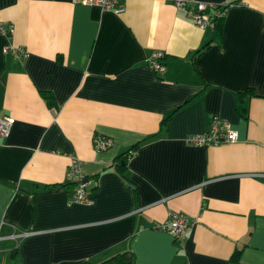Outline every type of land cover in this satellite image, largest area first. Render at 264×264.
<instances>
[{
	"label": "crops",
	"instance_id": "1",
	"mask_svg": "<svg viewBox=\"0 0 264 264\" xmlns=\"http://www.w3.org/2000/svg\"><path fill=\"white\" fill-rule=\"evenodd\" d=\"M201 1L235 2L222 41L171 0H123L118 15L0 0L14 28L0 35V116L15 120L0 141V264H98L126 251L135 264H233L236 251L238 264H264V0ZM9 44L26 56L4 54ZM153 52L165 55L160 75ZM213 115L237 141L185 145ZM98 134L110 149L93 150ZM136 145L121 177L113 164ZM71 156L90 205L71 202ZM171 212L195 220L182 244L157 229Z\"/></svg>",
	"mask_w": 264,
	"mask_h": 264
},
{
	"label": "built area",
	"instance_id": "2",
	"mask_svg": "<svg viewBox=\"0 0 264 264\" xmlns=\"http://www.w3.org/2000/svg\"><path fill=\"white\" fill-rule=\"evenodd\" d=\"M74 4L98 7L101 10L108 11L115 15L123 12V0H71ZM174 8L181 11L185 17L198 29L205 30L212 26L213 19L225 17L227 11L235 6L232 3L215 4L201 0H171ZM14 34L12 26H5L0 22V35L11 38ZM4 54H10L13 57H25L26 53L14 45H7L3 49ZM162 52H153L147 58V65L153 73L160 75L163 72ZM15 123L12 117L0 116V141L7 138ZM237 141V133L231 128V124L213 115L210 118L209 126L202 133L190 134L184 138V144L189 147H209L219 146L221 144H233ZM113 145L112 139L103 135H95L92 139V146L95 152H102L110 149ZM66 177L69 183L73 184L71 192V202L80 205H90L87 188L90 184L87 179L81 161L71 156L70 164L67 169ZM194 219L182 213L171 212L163 224L157 229L168 233L175 242L182 244L187 232L194 224ZM15 237H25L26 234L13 235ZM13 236L11 238L14 240Z\"/></svg>",
	"mask_w": 264,
	"mask_h": 264
},
{
	"label": "trees",
	"instance_id": "3",
	"mask_svg": "<svg viewBox=\"0 0 264 264\" xmlns=\"http://www.w3.org/2000/svg\"><path fill=\"white\" fill-rule=\"evenodd\" d=\"M232 4H234L235 2H230ZM223 21H224V17L223 18H219V19H213L212 23H213V27L214 30L216 32V34L218 35L220 41H222L223 38ZM209 47L208 45H205L201 50L197 51L196 53H194L193 58H195L196 56L200 55L204 50H206ZM165 58V56H164ZM164 60V59H163ZM163 63V62H162ZM164 66V64H163ZM251 94L252 91H247L245 92V94ZM244 94H241V96ZM43 98L47 104L48 107H53V99L52 96H50L47 93H43ZM169 119V118H168ZM168 119L165 120L168 121ZM138 145H136L135 147L127 150L125 153L121 154L120 156H118L116 158L117 162L113 164L115 171L121 176L123 177L125 170H126V163L127 161L133 157V154L135 153V150L137 149ZM68 186L71 188V192L73 190V184L69 183ZM133 191V195L136 199V191ZM240 260V251H236L233 256L231 257V263L233 264H238ZM84 264H92L90 262H86ZM98 264H135V259L134 256L129 252H120L117 253L111 257H109L108 259L103 260L102 262L98 263Z\"/></svg>",
	"mask_w": 264,
	"mask_h": 264
}]
</instances>
